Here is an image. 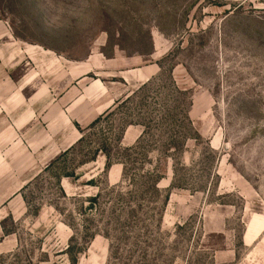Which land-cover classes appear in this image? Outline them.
Returning a JSON list of instances; mask_svg holds the SVG:
<instances>
[{
  "label": "rangeland",
  "instance_id": "1",
  "mask_svg": "<svg viewBox=\"0 0 264 264\" xmlns=\"http://www.w3.org/2000/svg\"><path fill=\"white\" fill-rule=\"evenodd\" d=\"M69 255L264 264V0H0V264Z\"/></svg>",
  "mask_w": 264,
  "mask_h": 264
},
{
  "label": "trees",
  "instance_id": "2",
  "mask_svg": "<svg viewBox=\"0 0 264 264\" xmlns=\"http://www.w3.org/2000/svg\"><path fill=\"white\" fill-rule=\"evenodd\" d=\"M98 122V119H96L91 125H94V124H96ZM122 137V136H121ZM82 138L83 137H81L80 139H79V141H81L82 140ZM119 139V138H118ZM122 139V138H121ZM121 139H120V141H121ZM121 144V142H119L118 143V146ZM119 148V147H118ZM98 150H100L99 152H103L104 154H105V157L107 158V160H108V150L106 149V147H103V149H98ZM98 150H95V151H98ZM169 150V149H168ZM168 150L166 149V152H168ZM181 150H183L182 149V147H173L172 149H170L169 151H174V152H178V153H181ZM91 160H93V159H91ZM129 162V163H128ZM126 164H129V165H132L133 163H132V161H127V163L126 162H123V166H125ZM51 166V165H50ZM107 166L110 168V166H111V161H107ZM72 175L71 174H68V173H64V175H63V177H67V178H69V177H71ZM129 180V179H128ZM59 178L56 180V182H58V184H59ZM135 182V183H134ZM149 183V184H146V183ZM160 182V179H159V177L156 175V174H154V173H145V172H141V175H138L137 177H136V179H134V181H133V184H131V183H129V185H130V187H132V186H134L135 187V189H136V191L137 192H143L142 190H148V189H152L153 191H155V192H158V183ZM128 184V183H127ZM114 190L116 191L115 193L119 196V197H124V196H126V195H128V192H127V190L124 188V187H121V188H119V187H116V188H114ZM129 210H131L130 208H129ZM35 212V214H38V210H35L34 211ZM117 222H119V221H117ZM70 239L72 240L73 239V236H71L70 237ZM71 246L69 245L67 248H66V250L67 251H69V253H70V251H72V248H70ZM79 252H77V254H78ZM69 262H70V264H76L77 263V255L75 256L74 255V257L72 256V257H70V255H69Z\"/></svg>",
  "mask_w": 264,
  "mask_h": 264
}]
</instances>
